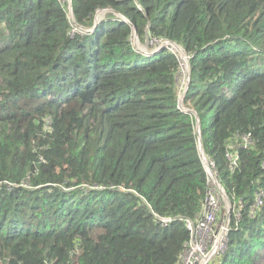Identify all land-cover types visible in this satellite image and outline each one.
I'll return each mask as SVG.
<instances>
[{
	"label": "trees",
	"instance_id": "16d2710c",
	"mask_svg": "<svg viewBox=\"0 0 264 264\" xmlns=\"http://www.w3.org/2000/svg\"><path fill=\"white\" fill-rule=\"evenodd\" d=\"M71 2L0 0V264H179L200 136L232 203L214 264H264V0ZM136 38L189 57L188 110L179 55Z\"/></svg>",
	"mask_w": 264,
	"mask_h": 264
},
{
	"label": "built area",
	"instance_id": "2783aa9c",
	"mask_svg": "<svg viewBox=\"0 0 264 264\" xmlns=\"http://www.w3.org/2000/svg\"><path fill=\"white\" fill-rule=\"evenodd\" d=\"M230 160L232 165H235L237 157L233 156ZM208 171H211L210 174L207 173L211 189L206 198L203 214L196 219H184L190 231V236L185 243L184 252L179 264H214L217 257L227 249L228 233L230 230V221H227L228 205L222 206L220 201L222 194L214 178L216 174L210 164ZM263 197L264 190L258 193L257 202L255 203L256 207L263 204ZM158 218L162 226H167L173 220L170 217L158 216Z\"/></svg>",
	"mask_w": 264,
	"mask_h": 264
},
{
	"label": "rangeland",
	"instance_id": "374dc122",
	"mask_svg": "<svg viewBox=\"0 0 264 264\" xmlns=\"http://www.w3.org/2000/svg\"><path fill=\"white\" fill-rule=\"evenodd\" d=\"M68 1V0H67ZM109 11V10H108ZM108 11H105L103 12L104 14H100L101 17L100 19H102L106 13ZM101 12V11H100ZM117 15V14H116ZM118 16V15H117ZM119 17V16H118ZM135 44H136V47L139 49V50H142V51H151L155 48H162V47H167L169 48L172 52H175L179 55V58H180V62H181V68H182V74H183V78H182V82H181V86H182V92L184 93L185 91H188L189 88L187 89V86H188V83H190V75H189V58L186 57L185 55H183L181 53V51L177 48V46L173 45V43H170L168 41H165V42H157L155 40L153 41H150V40H147L145 43H142L140 42L139 39L135 40ZM208 169V167L206 168V170ZM213 186V185H212ZM220 201L222 203V206H226L228 205L227 202L225 201V199H223L222 195H221V198H220ZM230 201V199H229ZM230 204L232 206V203L230 201ZM221 222V221H220Z\"/></svg>",
	"mask_w": 264,
	"mask_h": 264
},
{
	"label": "water",
	"instance_id": "95a60500",
	"mask_svg": "<svg viewBox=\"0 0 264 264\" xmlns=\"http://www.w3.org/2000/svg\"><path fill=\"white\" fill-rule=\"evenodd\" d=\"M69 2H70V9H71V13H72V7H71V4H72V2H71V0H68ZM109 9H103V10H100V11H98L97 12V14H96V17H95V25H97L99 22H100V14H104L103 12H105V11H108ZM119 17H122L125 21H128L126 18H125V16L124 15H122L121 13H119V12H117V11H114ZM138 38H136V40H137ZM169 42V41H168ZM171 43V42H170ZM173 45H175V46H177V48L181 51V53L183 54V55H185L186 56V54H185V52L182 50V48L179 46V45H177V44H173ZM188 63H189V61H188ZM189 88V83H188V86H187V89ZM186 92L187 91H185L183 94H182V96H181V99H180V101H179V106L181 107V108H183L184 110H188V109H186L185 107H184V97H185V94H186ZM191 112V111H190ZM195 115H197L196 114V112H194V111H192ZM199 143H200V151H201V155H202V159H203V162H204V164H205V167L207 168L208 167V169L206 170L207 171V173H209L210 174V172L208 171L209 170V164H208V161H207V159H206V157H205V153H204V151H203V149H202V145H201V136H200V139H199ZM211 169V168H210ZM214 178H215V180H216V182L218 183V185H219V188H220V191H221V194H222V197H223V199H225V201L227 202V204H228V218H227V221L229 222L230 221V218H231V211H232V206H231V204H230V201H229V197H228V195H227V193H226V190L224 189V187L221 185V183L219 182V180H218V178H217V176L216 175H214Z\"/></svg>",
	"mask_w": 264,
	"mask_h": 264
},
{
	"label": "bare ground",
	"instance_id": "6f19581e",
	"mask_svg": "<svg viewBox=\"0 0 264 264\" xmlns=\"http://www.w3.org/2000/svg\"><path fill=\"white\" fill-rule=\"evenodd\" d=\"M101 16V15H100Z\"/></svg>",
	"mask_w": 264,
	"mask_h": 264
}]
</instances>
